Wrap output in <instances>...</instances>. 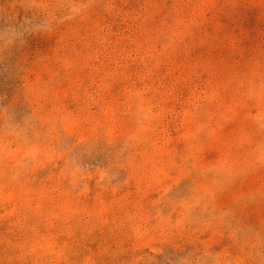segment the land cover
Returning <instances> with one entry per match:
<instances>
[{
    "label": "rangeland",
    "instance_id": "374dc122",
    "mask_svg": "<svg viewBox=\"0 0 264 264\" xmlns=\"http://www.w3.org/2000/svg\"><path fill=\"white\" fill-rule=\"evenodd\" d=\"M0 264H264V0H0Z\"/></svg>",
    "mask_w": 264,
    "mask_h": 264
}]
</instances>
